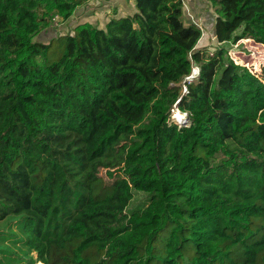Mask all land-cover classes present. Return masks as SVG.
<instances>
[{
	"label": "trees",
	"instance_id": "obj_1",
	"mask_svg": "<svg viewBox=\"0 0 264 264\" xmlns=\"http://www.w3.org/2000/svg\"><path fill=\"white\" fill-rule=\"evenodd\" d=\"M89 1L0 0V221L42 264H264V66L226 46L264 44V0L70 25Z\"/></svg>",
	"mask_w": 264,
	"mask_h": 264
},
{
	"label": "rangeland",
	"instance_id": "obj_2",
	"mask_svg": "<svg viewBox=\"0 0 264 264\" xmlns=\"http://www.w3.org/2000/svg\"><path fill=\"white\" fill-rule=\"evenodd\" d=\"M202 5L203 10H207L209 8L204 4ZM193 8L194 7L192 4H190L189 7L186 6V18H189V20H193L191 17H193L194 15L201 22V25H203L204 29H210L209 19L207 20L208 16H203L202 18L198 15V13H195L193 11ZM78 21L79 19H73V21H71L69 24L73 26L77 24ZM54 26L62 28L64 25L62 21L58 20L55 21ZM239 32H241V28L236 33ZM52 35H54V31L51 29H47L39 33L36 39L45 41L48 40ZM213 46L216 47V45ZM213 46L212 48H210V50H214ZM226 46L228 48L229 57L233 59L234 62L246 66L251 69L252 72H257L259 76H262L260 72L261 67L264 66V44L256 42L253 39L244 38L237 40L235 43H228L226 44ZM193 70V78H195L199 73V69L198 73H196L197 67L194 65ZM185 80H187V78ZM185 80H183L182 84L185 83ZM172 117L175 120L187 121V113L181 111L178 108L174 110ZM100 175L101 180L98 183V186L102 192H105L108 189V180L106 177L105 170H101ZM144 201L145 195L143 193L137 192L135 193L134 199L132 200L130 207L140 205ZM11 218L12 217L9 216L8 218L0 221V264H10V259L17 260L18 264H42L41 262H30V259L36 258V253H31L26 248H24L23 237L19 234L17 218ZM89 252L93 258H99L101 255L97 248H92Z\"/></svg>",
	"mask_w": 264,
	"mask_h": 264
},
{
	"label": "crops",
	"instance_id": "obj_3",
	"mask_svg": "<svg viewBox=\"0 0 264 264\" xmlns=\"http://www.w3.org/2000/svg\"><path fill=\"white\" fill-rule=\"evenodd\" d=\"M185 7L193 5V11L198 13L199 16H208L210 23H214L211 12L202 9V0H184ZM135 0H90L86 6L79 7L72 17L73 19H79V21L90 20L95 24L104 26L111 16H119L133 13L136 9ZM204 14V15H203ZM77 15V16H76ZM193 20L188 22H194L201 25V22L194 15L191 17ZM206 20V18H205ZM78 21V22H79ZM203 27V25H201ZM213 25H211L212 29Z\"/></svg>",
	"mask_w": 264,
	"mask_h": 264
},
{
	"label": "built area",
	"instance_id": "obj_4",
	"mask_svg": "<svg viewBox=\"0 0 264 264\" xmlns=\"http://www.w3.org/2000/svg\"><path fill=\"white\" fill-rule=\"evenodd\" d=\"M197 67V66H196ZM251 70V69H250ZM196 73H198V67H197V71H196ZM193 77H194V70H193V73L191 74V75H189V76H187L186 78H187V80H191V79H193ZM185 78V79H186ZM184 91H186V86H185V84H184ZM177 121H179V120H177ZM179 122H181V120L179 121Z\"/></svg>",
	"mask_w": 264,
	"mask_h": 264
},
{
	"label": "bare ground",
	"instance_id": "obj_5",
	"mask_svg": "<svg viewBox=\"0 0 264 264\" xmlns=\"http://www.w3.org/2000/svg\"><path fill=\"white\" fill-rule=\"evenodd\" d=\"M180 116V115H179Z\"/></svg>",
	"mask_w": 264,
	"mask_h": 264
}]
</instances>
